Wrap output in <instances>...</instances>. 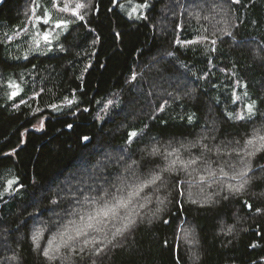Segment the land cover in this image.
Masks as SVG:
<instances>
[{
	"label": "trees",
	"instance_id": "obj_1",
	"mask_svg": "<svg viewBox=\"0 0 264 264\" xmlns=\"http://www.w3.org/2000/svg\"><path fill=\"white\" fill-rule=\"evenodd\" d=\"M77 1L83 19L39 54L13 36L53 0L0 7V264H264V150L244 152L264 135V0ZM154 175L92 234L99 256L43 255Z\"/></svg>",
	"mask_w": 264,
	"mask_h": 264
},
{
	"label": "snow or ice",
	"instance_id": "obj_2",
	"mask_svg": "<svg viewBox=\"0 0 264 264\" xmlns=\"http://www.w3.org/2000/svg\"><path fill=\"white\" fill-rule=\"evenodd\" d=\"M233 3H239L240 0H232ZM147 5H145L146 7ZM86 7L85 4L76 2L74 8L71 9V13L74 16H77L78 19H83V16L80 14V9ZM69 7L67 4L64 5V7L61 8V11H68ZM49 21L47 19L43 20V23L47 24ZM60 24H57L56 27H60ZM44 39L47 41L48 36L47 34L44 35ZM215 43V41H213ZM17 93H12L13 96H15ZM249 112L252 111V106L250 105L248 108ZM132 137L136 136L135 132H132L130 134ZM85 140H87V137H84ZM259 144V147L256 145ZM247 145L251 146L253 148L252 151H248L247 148L244 149V152L247 156H254L257 152L264 150V135H258L254 134L252 139L247 140ZM239 155V153H237ZM173 165L175 164V161L172 162ZM241 163H244L245 166L240 169L236 175H233L230 177V179L235 180L237 176L241 178V183L238 186H234L230 188V191L239 192L243 189L244 184L248 183L247 180L244 179V177L248 176L249 171H251V168L244 162L241 161ZM168 168L162 169V171H168ZM226 175V174H225ZM161 180L160 175H154L151 179H148L145 182H141L130 194H128L125 197L122 198H116L115 196L112 197V200L115 201V203L112 202V200L105 201L102 206L96 208L93 212L87 214V216H80L78 221H70L68 225H65L63 227V230L58 234V239L61 241V243L56 244L55 249H53V244L55 243L54 240L48 241V247L45 249H42V253L45 257L48 259H53V256L50 255V252L59 253L61 249H66L70 252H76L77 251V245H82L80 247V251L83 252L85 249H88V251L95 256H99L101 252L104 251L103 248H88L89 244L92 245H99L103 243L102 240L95 239V237L92 236L93 233H104L107 234V231L110 230V225H115L118 223L121 219L122 212L126 211L134 202L136 198L139 197L140 192L143 191L145 187H149L152 184H155L157 181ZM11 183V182H10ZM103 200V198H101ZM167 222V221H165ZM132 223H135L134 221ZM130 224H125L123 228H116V234L123 235L125 231H127L130 228ZM41 234L37 233L33 236L34 243L40 239ZM113 239H115V235L113 236ZM111 243V241H109ZM36 246L39 248V244H36Z\"/></svg>",
	"mask_w": 264,
	"mask_h": 264
},
{
	"label": "rangeland",
	"instance_id": "obj_3",
	"mask_svg": "<svg viewBox=\"0 0 264 264\" xmlns=\"http://www.w3.org/2000/svg\"><path fill=\"white\" fill-rule=\"evenodd\" d=\"M77 0H53L52 12L55 13L53 19H50L49 13L43 12L38 15L34 10L30 14H26L25 27L13 36V41L17 39L27 38L28 53H51L62 48V38L67 32L68 25L73 22L77 16L72 15L71 9L74 8ZM67 4L68 11H61V8ZM80 14L83 8L79 10ZM47 15V16H46ZM47 19V24L43 20ZM60 24V27H56ZM47 34V41L44 35ZM14 84H10L13 86Z\"/></svg>",
	"mask_w": 264,
	"mask_h": 264
},
{
	"label": "water",
	"instance_id": "obj_4",
	"mask_svg": "<svg viewBox=\"0 0 264 264\" xmlns=\"http://www.w3.org/2000/svg\"><path fill=\"white\" fill-rule=\"evenodd\" d=\"M5 0H0V7L4 4Z\"/></svg>",
	"mask_w": 264,
	"mask_h": 264
}]
</instances>
